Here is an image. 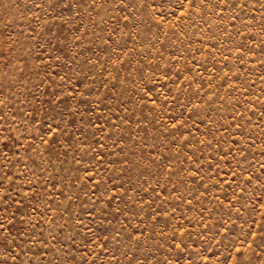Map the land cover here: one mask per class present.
<instances>
[{
	"label": "rangeland",
	"instance_id": "374dc122",
	"mask_svg": "<svg viewBox=\"0 0 264 264\" xmlns=\"http://www.w3.org/2000/svg\"><path fill=\"white\" fill-rule=\"evenodd\" d=\"M0 264H264V0H0Z\"/></svg>",
	"mask_w": 264,
	"mask_h": 264
}]
</instances>
